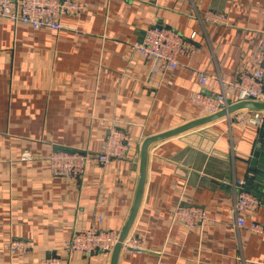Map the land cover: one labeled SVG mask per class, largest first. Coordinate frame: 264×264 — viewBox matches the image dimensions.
Wrapping results in <instances>:
<instances>
[{
    "label": "crops",
    "instance_id": "obj_1",
    "mask_svg": "<svg viewBox=\"0 0 264 264\" xmlns=\"http://www.w3.org/2000/svg\"><path fill=\"white\" fill-rule=\"evenodd\" d=\"M60 30L34 29L0 16V264H39L55 252L62 264H111V252L61 250L75 231H122L132 211L144 139L207 116L192 96L224 92L257 64L264 40V0H81ZM223 12L228 23L203 19ZM171 28L199 50L178 55L175 68L155 62L131 43L151 26ZM198 71H205L201 84ZM256 109V108H255ZM132 140L124 158L88 163L80 177L55 176L53 152L96 154L114 124ZM260 128L227 115L148 148L142 200L117 264H264L262 205L244 210L237 225L232 180H246ZM24 151L32 159L22 160ZM226 181V182H224ZM178 206L205 209L204 223L173 218ZM32 251L10 253L12 239Z\"/></svg>",
    "mask_w": 264,
    "mask_h": 264
},
{
    "label": "built area",
    "instance_id": "obj_2",
    "mask_svg": "<svg viewBox=\"0 0 264 264\" xmlns=\"http://www.w3.org/2000/svg\"><path fill=\"white\" fill-rule=\"evenodd\" d=\"M157 3L158 0H149ZM84 3L81 0H0V16L13 22H22L34 29L46 27L52 30H60L68 27L63 22L66 15H78L84 11ZM203 19L213 23H228L225 13L207 10ZM171 28L151 26L146 30L142 41H135L131 45L144 57L154 60V70L162 67L175 68L179 65L178 55L181 53H193L199 50L192 39ZM250 61L257 64L252 72H241L231 83L235 91L234 100L230 101L224 92L208 94L202 90L193 93V100L202 107L206 115H211L242 101H258L264 103V40L250 57ZM201 84H205L208 75L205 71L196 73ZM229 121L241 124H253L261 128L264 124V110L255 108H241L227 114ZM129 133L116 123L109 128V132L103 140L100 150L93 154L88 151H59L53 152L47 161L55 176L74 178L82 176L90 161L95 160L100 165H107L114 159L124 158L131 146ZM30 151H24L22 160L32 159ZM226 182V181H224ZM234 187L233 210L237 215V225L244 224V217L240 214L244 210H253L262 205V200L257 195L245 188V179L232 180ZM173 218L193 227L204 223L207 213L199 206H178L173 210ZM252 229L264 228L263 224L252 223ZM121 230L97 229L95 227L75 231L61 246L64 252L82 251L84 253L106 252L110 253L119 241ZM35 245L30 239H12L7 248L10 253L32 251ZM124 248L140 252L143 249L141 241L126 237L123 241ZM39 264H62L61 258L55 252L43 257Z\"/></svg>",
    "mask_w": 264,
    "mask_h": 264
},
{
    "label": "water",
    "instance_id": "obj_3",
    "mask_svg": "<svg viewBox=\"0 0 264 264\" xmlns=\"http://www.w3.org/2000/svg\"><path fill=\"white\" fill-rule=\"evenodd\" d=\"M241 108H256L264 110V103L258 101H242L231 105L228 110H222L217 113L201 117L199 119L190 121L184 125L158 133L156 135L148 136L144 139L141 145L140 154V177L138 182V187L132 207L130 216L124 225L119 241L115 245L111 252V264H117L118 257L123 246V241L128 236L132 224L138 213L140 203L142 200V195L144 191L145 181H146V171H147V158H148V148L149 146L159 140L164 138L180 134L184 131L190 130L202 124L213 121L217 118L227 115L228 113L234 112ZM245 188L251 193L257 195L259 198H264V124L260 128L256 144L254 146L252 156L248 166V173L245 180Z\"/></svg>",
    "mask_w": 264,
    "mask_h": 264
}]
</instances>
